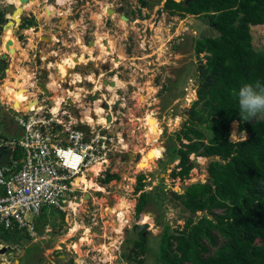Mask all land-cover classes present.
Listing matches in <instances>:
<instances>
[{
    "label": "rangeland",
    "instance_id": "374dc122",
    "mask_svg": "<svg viewBox=\"0 0 264 264\" xmlns=\"http://www.w3.org/2000/svg\"><path fill=\"white\" fill-rule=\"evenodd\" d=\"M143 1L147 6H142L141 0H102L99 7L100 11L106 6L117 10L104 32L112 48L113 55L110 58L114 63L108 62L106 66L113 69L112 74L119 73L115 80L117 91L113 90L112 96L125 98L123 109H113L114 113H118V123L113 127L125 135L127 151L111 158L107 172L119 178L107 184H102L103 179L98 178L93 182L94 186L90 185L91 189L77 193L74 201L80 200L76 202L78 205H72V209L63 214L62 220L53 207L43 209L40 220L49 225V232L46 234L41 230V221L39 237L44 239L40 241L39 264H47L49 261L55 264H136L135 260L128 258L139 232L135 226L145 225L151 238L161 232V227L156 224V220L161 219V213L155 205H150L137 219L135 217L139 197V193H135L138 176H144L145 192H150L159 185L160 179H163L167 190L173 191H182L192 183L207 179L209 158L190 155L189 161L194 162L196 167L184 181L171 177L177 162L166 168L164 163L167 159V135L182 130L188 117L187 111L197 99L194 74L196 65L199 61L204 62V58L203 54L196 57L194 43L199 39L213 37L215 32L204 18H180L161 11L164 0L160 3L157 0ZM57 2L58 7L52 8L54 3L42 4L40 1L39 4L38 0L30 1L24 6L21 18L30 20L29 16L34 11L37 23L28 25L32 27H27V32L13 31L11 27L5 26L0 33V57H7L5 75L0 78V97L6 104L4 106L10 102L5 93L8 83L15 82L23 72L32 77L45 70L48 74H58L60 78L73 72L92 74L85 72L84 66L76 71H61L58 63L66 57L77 55L78 50L73 48V42L89 41V36H84L85 29L81 26H86L91 18L92 12L88 9H91L93 0ZM119 15L127 20H122V17L120 19ZM7 29L12 30V36L19 44L18 50L13 54H9L3 47ZM250 30L254 49L263 50L264 26H252ZM105 77L107 78L106 75ZM31 82L30 80L29 83ZM4 106L0 105V138L19 131L13 123L14 113ZM229 132L232 142L243 141L248 137L246 133L238 131L236 122L230 124ZM233 132L239 136L231 138ZM127 155H132V158L127 159ZM85 195H89V198ZM120 201L124 202L125 209L119 234L116 235V226L120 224L116 209ZM163 213L172 228L183 227L189 216L183 206L169 194L164 197ZM76 225L79 229L74 232ZM1 234L7 235L0 226ZM15 238L23 240L22 247L30 242L29 238L22 239L21 234ZM11 246L4 245V248ZM61 256L65 258L60 261ZM6 257L0 256V264L6 261ZM143 259L142 264H153V252L145 254Z\"/></svg>",
    "mask_w": 264,
    "mask_h": 264
},
{
    "label": "trees",
    "instance_id": "16d2710c",
    "mask_svg": "<svg viewBox=\"0 0 264 264\" xmlns=\"http://www.w3.org/2000/svg\"><path fill=\"white\" fill-rule=\"evenodd\" d=\"M176 1L164 0L161 11L180 18H204L215 35L194 43L196 57L203 54L204 58L194 74L197 99L182 130L167 135L164 164L166 168L177 162L171 177L184 181L196 167L190 155L209 158L207 179L179 194L167 190L163 179L145 192L144 176H138L135 217L155 205L161 213L156 220L161 232L151 238L145 225L135 226L139 232L128 258L142 264L143 256L152 251L153 264H264V119L242 121L235 95L243 84H264V49H254L250 30L264 26V0ZM141 4L147 6L143 0ZM28 25L25 22L23 28ZM5 68L0 60V78ZM234 122L247 139H229ZM118 178L106 173L101 183ZM166 194L189 214L181 228H172L165 220ZM3 231L7 238L12 236L10 230Z\"/></svg>",
    "mask_w": 264,
    "mask_h": 264
},
{
    "label": "built area",
    "instance_id": "2783aa9c",
    "mask_svg": "<svg viewBox=\"0 0 264 264\" xmlns=\"http://www.w3.org/2000/svg\"><path fill=\"white\" fill-rule=\"evenodd\" d=\"M40 75L33 74L24 84L19 108L12 100L5 106L14 113L19 131L0 138V156L8 153L7 163L0 164V226L23 232L30 240L40 239L45 207L70 211L75 195L105 179L111 158L127 151L125 135L113 127L118 113L105 93L93 87L76 96L71 84L55 75L46 95L38 87ZM79 126H86L88 133ZM43 231L47 234L49 225Z\"/></svg>",
    "mask_w": 264,
    "mask_h": 264
},
{
    "label": "flooded vegetation",
    "instance_id": "af4514ba",
    "mask_svg": "<svg viewBox=\"0 0 264 264\" xmlns=\"http://www.w3.org/2000/svg\"><path fill=\"white\" fill-rule=\"evenodd\" d=\"M40 1L42 2V4H50V3L53 4L55 2V0H38L39 4H40ZM101 3H102V0H93V4L91 7L92 10L88 9V11L92 12V13H90L91 18L89 19V22L86 24V26H81V28L85 29L84 36H89V38H90L89 41L87 43H83V42L81 43V41L77 40V41L73 42V44H72L73 48L78 50L77 55H72V56H75L74 58L75 59L77 58V60H79L80 58L82 59V62L76 63L73 66V70L76 71L79 69V67L84 66L83 70H85V72H92V74H84L81 72L80 78L82 81L79 82L78 88H80V89L81 88L82 89H84V88L92 89L93 87H96L99 90H101L102 93H105L107 97H109L113 90L117 91L115 80L118 79L119 73L112 74L113 69H111V67L109 68L108 66H106V64L108 62H111V64H114V63H113V59L110 58V56L113 55V53H111L112 48L109 46V42L107 41V37H105L106 35H105L104 30H107V26L110 25V23H111L109 21H112L113 16H115L117 13V10H113V9L109 8L108 6H106L105 8L101 9V11H98L100 9L99 7H100ZM54 4H55L54 6H51L52 8L58 7L57 0ZM15 8H16V5L13 4L12 2H10V1L8 2V0H0V33L3 32L2 30H4L5 26H7V27L9 26L10 22H12V24L9 27H11L13 31L14 30H16V31L23 30L25 32H27L28 28L32 27V26L31 27L27 26L28 28L27 27L23 28V24L25 22H29V25L37 23V21H38L37 15L34 11H33L34 14L32 16H29L30 20H24V18H21L22 17L21 16L20 17V23H16L11 18ZM121 10H122V8H120V11ZM121 17H123V16L119 15L120 19H121ZM9 30H11V29H9ZM12 30H11V32H12ZM100 31H102L101 34L99 33ZM69 47H71V46H69ZM101 53H102V55H101ZM6 58L3 59L1 56L0 60L6 62ZM100 71H103L106 73L100 74L99 73ZM4 73H5V70H4ZM41 74H48V72L43 70L41 72ZM73 74H74V72H73ZM105 75L107 76V78L105 77ZM86 78H87V82H86ZM38 82H39V79H38ZM111 84H114V86H111ZM124 99H125L124 97L117 98L118 101L116 100L117 103H115V104H117V108L115 109V107H114L113 109H115V110H118L119 108L123 109V107H124L123 105H124V101H125ZM0 105L4 106V103L1 100V97H0ZM19 234L22 235V237H23L22 239H24V240L27 239V236H25V234L23 232L15 233L14 237H16ZM43 239L44 238H40L37 240H30V242H27L25 247H22L17 243L18 241L22 242L23 240H20L18 238L14 239L15 243H13V245L11 247H9V249L6 248L7 249L6 250L4 247L1 248L3 250L0 251V256H2V255L7 256L6 261L2 260V261H5V262H2V264H39V260L41 258L39 255V251H40L41 245H42L40 241H43ZM57 249H59V247H57ZM18 252H22V253L20 255H18V254L16 255V253H18ZM60 258H61L60 259V261H61L65 258V256H61ZM8 259L10 260L9 262L7 261ZM29 260H31V261L29 262ZM49 262L50 263H47V264H55L52 261H49ZM41 264H44V263H41Z\"/></svg>",
    "mask_w": 264,
    "mask_h": 264
},
{
    "label": "bare ground",
    "instance_id": "6f19581e",
    "mask_svg": "<svg viewBox=\"0 0 264 264\" xmlns=\"http://www.w3.org/2000/svg\"><path fill=\"white\" fill-rule=\"evenodd\" d=\"M37 1V0H36ZM12 3L13 4H15L16 6H18L19 5V0H13L12 1ZM30 3V2H29ZM37 3V2H36ZM31 4H33V3H31ZM35 4V3H34ZM105 4V3H104ZM109 5V4H108ZM46 7V6H45ZM24 8V7H23ZM47 8V7H46ZM49 9V8H48ZM26 10V9H25ZM50 10V9H49ZM109 10V9H108ZM52 11V10H51ZM100 11V10H99ZM56 12V11H55ZM47 13L48 14H50V12L47 10ZM115 13V12H114ZM44 14V13H43ZM99 14V13H98ZM106 14V13H105ZM103 15V14H102ZM43 16V15H42ZM104 16V15H103ZM51 17V16H50ZM15 18H18L17 16L15 17ZM98 18V17H97ZM123 22V21H122ZM121 22V23H122ZM123 24V23H122ZM9 26H11L10 24H9ZM99 40V39H98ZM8 42H11V44L10 45H7V43ZM97 42V41H96ZM111 43V42H110ZM3 44H4V49L8 52V50H13V52H12V54L16 51V50H18V48H19V44H18V42L13 38V36H12V32H11V30H9V29H7V31H6V34H5V36H4V38H3ZM101 44V43H100ZM103 45V44H102ZM104 46V45H103ZM97 47V46H96ZM95 48V47H94ZM104 48V47H103ZM87 49V48H86ZM108 49V48H107ZM108 51V50H107ZM112 51V50H111ZM110 51V52H111ZM102 52V51H101ZM89 53V52H88ZM87 53V54H88ZM109 53V52H108ZM112 53V52H111ZM110 53V54H111ZM7 54V53H6ZM72 54V53H71ZM109 54V55H110ZM90 55V54H89ZM88 55V56H89ZM101 55H102V53H101ZM82 56V55H81ZM72 58H74V56H70L69 58H67L66 57V59H62V61H60L59 63H58V66H59V68H60V70L61 71H63V70H68V71H71L72 69H73V66H74V61L72 60ZM75 59V58H74ZM94 59V58H93ZM96 59V58H95ZM76 60H77V58H76ZM79 62H82V59L80 58L79 60H77V62L76 63H79ZM31 75V74H30ZM13 76V75H12ZM17 76H15V78H16ZM29 76H28V74H26V73H24L23 72V74L21 73V80H22V82H19V79L20 78H18V79H16V81L15 82H10V83H8V85H7V89H6V95L8 96V100H12L14 103H16V108H19L20 107V101L23 99V95H22V93L26 90V88H25V86H24V84H25V82L29 79L28 78ZM78 77V76H77ZM60 78V77H59ZM62 78H65V77H62ZM113 78V77H112ZM13 81V80H12ZM78 82V81H77ZM77 85V84H76ZM94 86V85H93ZM18 88L19 90H21L19 93H16L15 91H14V89L15 88ZM109 87V86H108ZM111 88V87H110ZM109 88V89H110ZM3 89V88H2ZM78 89V88H77ZM3 91L1 90V93H2ZM77 92V91H76ZM3 94V93H2ZM76 94V93H75ZM5 96V95H4ZM111 96V95H110ZM120 100V99H119ZM118 101V100H117ZM115 102V101H114ZM119 103V102H118ZM177 121V120H176ZM146 126V125H145ZM148 128V127H147ZM149 129V128H148ZM149 141V140H148ZM88 184V186H90L91 184H89V183H87ZM94 186V185H93ZM97 189H99L98 187H97ZM100 190V189H99ZM119 202V201H118ZM76 205L78 204V203H76V201L74 202ZM113 208V207H112ZM115 209V208H114ZM113 209V210H114ZM125 209V207H124V202H122V201H120V203H119V205H118V207H117V209H116V213H117V217H118V220H119V225L118 226H116L117 228H116V235H118L119 234V229H120V226H121V223H122V218H123V210ZM123 225V224H122ZM78 229H79V227L76 225L75 227H74V232L75 231H78ZM121 233V232H120ZM115 234V233H114ZM113 244V243H112Z\"/></svg>",
    "mask_w": 264,
    "mask_h": 264
},
{
    "label": "clouds",
    "instance_id": "9594fccd",
    "mask_svg": "<svg viewBox=\"0 0 264 264\" xmlns=\"http://www.w3.org/2000/svg\"><path fill=\"white\" fill-rule=\"evenodd\" d=\"M235 95L242 121L264 119V84L259 81L243 84ZM238 136L235 132L231 134V138Z\"/></svg>",
    "mask_w": 264,
    "mask_h": 264
},
{
    "label": "crops",
    "instance_id": "0c3cea01",
    "mask_svg": "<svg viewBox=\"0 0 264 264\" xmlns=\"http://www.w3.org/2000/svg\"><path fill=\"white\" fill-rule=\"evenodd\" d=\"M55 71H56V70H55ZM71 71H73V70H71ZM55 75H56V77H55ZM28 76H29V77H28L29 79L32 78L30 74H28ZM50 76H51V77H55V78H57V76L59 77L58 74H46V78H45V80H44L43 83L46 84V88H47L48 90H49V88H50V84H49V82H50V80H49ZM77 76H78V77H77ZM71 78H73V80H72ZM64 79H65L66 82H68V83L71 84V88H69L70 91H73L74 94L76 93V96H77V95H83V91H84L85 89H82V88L80 89V88H78V85H76V84H78L77 81H78L79 79H81V78H80V74H68V76L65 77ZM20 80H21V78L19 79V82H20ZM27 82H28V80H27L25 83H27ZM73 82L75 83V86L72 87V83H73ZM38 83H39V82H38ZM76 87H77L78 89H77ZM116 87H117V85H116ZM47 89H46V90H47ZM76 89H77V90H76ZM97 89H98V88H97ZM76 91H77V92H76ZM108 98H109V100H107V101L111 102V104H113V108H114L115 103H117V101H116L117 98H115V97L112 96V92H111V96H109ZM108 98H107V99H108ZM110 99H111V100H110ZM114 101H115V102H114ZM115 109H116V108H115ZM97 115H98V117H100L99 112H97ZM98 122L100 123L101 121L98 120ZM79 201H80V200H79ZM76 202H77V201H76ZM77 205H78V204H77ZM77 205H76V206H77ZM56 212H57V211H56ZM57 213L60 214L61 212H57ZM62 214H63V213H62ZM41 221H42V220H40V222H41ZM42 223H43V226H44V227H45L46 225H48V224H44V223H46L45 221H42ZM39 225H40V224H39ZM43 226H42L41 230H43V228H44ZM38 229H39V226H38ZM6 231H8V230H6ZM14 231H15V230H13V232H12V231L10 232V234H11L12 236L9 237V238H7L5 235H2V234L0 235V249L3 248L4 245H13V243H15V242H14V238H15V237H14V235H15ZM18 232H20V231H17V233H18ZM15 239H16V238H15ZM17 243H18L20 246H22V243H23V242L18 241ZM8 248H9V247H8Z\"/></svg>",
    "mask_w": 264,
    "mask_h": 264
},
{
    "label": "water",
    "instance_id": "95a60500",
    "mask_svg": "<svg viewBox=\"0 0 264 264\" xmlns=\"http://www.w3.org/2000/svg\"><path fill=\"white\" fill-rule=\"evenodd\" d=\"M30 1H33V0H19V5L16 6L13 14H12V20H14L16 23H20V17L22 16L23 14V6L28 4V2ZM176 1V0H174ZM181 0H177L176 2H179ZM188 0H185V3H187ZM18 17V18H15V17ZM122 20L126 21L127 19L123 16L122 17ZM10 25L12 24V22L9 23ZM11 42H8L7 45H10ZM13 50H8V53L9 54H12ZM3 59L6 58V55H3L2 56ZM75 62H77L76 59H74ZM46 78V74H41L38 79H39V83H38V87L42 90V92H44L46 95H48V92L46 90V87H45V84L43 83V81L45 80ZM111 86H114V84H111ZM94 98H91V100H93ZM16 104H14L15 106ZM115 108H117V104H115L114 106ZM103 108L105 110L109 109L108 105L107 104H103ZM107 121H109V118H107ZM78 130L84 132V133H88V128L86 126H79L78 127ZM7 157H8V153H5L4 155H1L0 156V164H6L7 163ZM129 158H132V155H127V159ZM179 194H182L183 192L181 190L177 191ZM86 198H89V195H85ZM79 200H77L78 202ZM6 251V250H5ZM2 264V263H1Z\"/></svg>",
    "mask_w": 264,
    "mask_h": 264
}]
</instances>
